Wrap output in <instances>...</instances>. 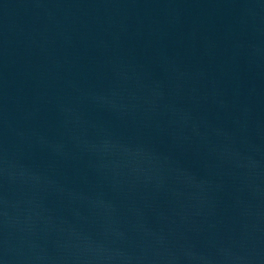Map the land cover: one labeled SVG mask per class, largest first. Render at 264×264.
<instances>
[{
  "label": "water",
  "instance_id": "water-1",
  "mask_svg": "<svg viewBox=\"0 0 264 264\" xmlns=\"http://www.w3.org/2000/svg\"><path fill=\"white\" fill-rule=\"evenodd\" d=\"M0 264H264V0H0Z\"/></svg>",
  "mask_w": 264,
  "mask_h": 264
}]
</instances>
